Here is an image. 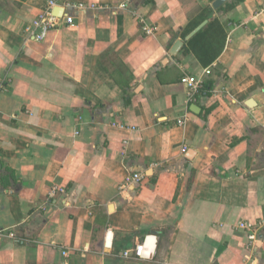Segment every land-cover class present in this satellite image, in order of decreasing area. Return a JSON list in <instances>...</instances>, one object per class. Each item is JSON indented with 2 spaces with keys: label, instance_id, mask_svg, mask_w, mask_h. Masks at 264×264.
<instances>
[{
  "label": "crops",
  "instance_id": "1",
  "mask_svg": "<svg viewBox=\"0 0 264 264\" xmlns=\"http://www.w3.org/2000/svg\"><path fill=\"white\" fill-rule=\"evenodd\" d=\"M65 1L41 41L47 0L0 5V264H264L263 0ZM207 6L226 37L190 48Z\"/></svg>",
  "mask_w": 264,
  "mask_h": 264
},
{
  "label": "built area",
  "instance_id": "2",
  "mask_svg": "<svg viewBox=\"0 0 264 264\" xmlns=\"http://www.w3.org/2000/svg\"><path fill=\"white\" fill-rule=\"evenodd\" d=\"M69 3L65 0H47V3L44 7V9L41 11L37 19L34 21V23L28 28V32L30 35L37 41H41L45 39L47 36L48 31L51 28H54L56 26H65L70 25L75 22L74 16L68 15L63 11V14L61 16L54 14V8L61 7L64 9L65 6H68ZM124 6V4H121ZM87 6H90L92 8H95V4H88ZM85 3H79L78 7L81 9H84L87 7ZM263 10H264V0H263ZM65 10V9H64ZM142 29L146 31L148 34L153 33L154 29L152 27H149L147 25H142ZM211 69L206 68L204 69L203 73L200 75L194 74H185L181 78V82L186 85L188 98L190 101H194L196 99V94L199 93L203 86V80L205 74H210ZM178 124H184L185 123V117H181L177 121ZM187 150V146L182 147V151L185 152ZM132 178L136 181H140L143 178L142 173H133ZM57 191H64L63 188H59L57 186H53L51 190V195H54ZM254 224H252L249 221L246 220H240L236 224V228L241 231L248 232V237L251 241L255 240V234L253 233ZM8 235L10 237H16V233L14 230L9 229H0V238L3 235ZM143 247L144 245H137L132 253L126 251L125 256H136L141 257L143 256ZM64 255H67V251H63Z\"/></svg>",
  "mask_w": 264,
  "mask_h": 264
},
{
  "label": "trees",
  "instance_id": "3",
  "mask_svg": "<svg viewBox=\"0 0 264 264\" xmlns=\"http://www.w3.org/2000/svg\"><path fill=\"white\" fill-rule=\"evenodd\" d=\"M4 1L5 0H0V5H2ZM237 2L236 0L228 2L227 4L224 5L223 9L229 10L233 8ZM185 13L188 18V23L181 32L182 37H185L187 34H189L193 29H195L205 19L209 20L208 23L188 41V45L190 46V48L194 47L193 46L194 43L198 40L210 39L209 43L204 48V49H207V51H210L213 45V42H215L216 39H225L226 33L224 31V28L222 24L220 23L218 16L215 15V11L213 10L211 6H207L204 8L199 7V9L196 10L195 12L185 11ZM211 61L212 59L209 60V62ZM213 86H214V81H212L211 79L204 78L201 92H203V94L205 95H209Z\"/></svg>",
  "mask_w": 264,
  "mask_h": 264
},
{
  "label": "water",
  "instance_id": "4",
  "mask_svg": "<svg viewBox=\"0 0 264 264\" xmlns=\"http://www.w3.org/2000/svg\"><path fill=\"white\" fill-rule=\"evenodd\" d=\"M227 0H214L212 3V6L215 9H218L221 5H223ZM64 9L61 7H56L54 8V14L61 16L63 14ZM207 23V20L203 21L200 25H198L193 31H191L186 37L185 40H189L192 36H194L205 24ZM184 41L183 40H178L176 43L173 45L171 48L170 52L171 54L175 55L178 53V51L181 49L183 46ZM191 108L195 111H199V106L196 104H193Z\"/></svg>",
  "mask_w": 264,
  "mask_h": 264
}]
</instances>
